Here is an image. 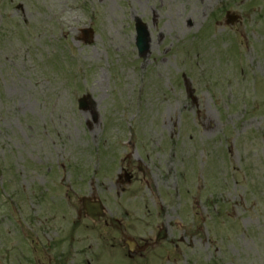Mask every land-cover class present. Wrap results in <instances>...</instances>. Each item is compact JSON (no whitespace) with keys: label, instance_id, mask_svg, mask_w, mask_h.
Instances as JSON below:
<instances>
[{"label":"rangeland","instance_id":"rangeland-1","mask_svg":"<svg viewBox=\"0 0 264 264\" xmlns=\"http://www.w3.org/2000/svg\"><path fill=\"white\" fill-rule=\"evenodd\" d=\"M227 11L241 19L228 24ZM136 17L151 30L146 58ZM84 94L97 121L78 107ZM132 154L154 171L130 186L126 204L153 212L146 227L163 210H192L176 219L191 245L174 262L148 264H264V0H0V264H34L42 246L31 235L67 234L88 183L106 195L128 163L116 155ZM104 162L112 176H87L104 174ZM58 178L83 191L63 204L52 193L38 199ZM83 250L79 259L92 257ZM109 261L106 250L94 264Z\"/></svg>","mask_w":264,"mask_h":264},{"label":"flooded vegetation","instance_id":"flooded-vegetation-1","mask_svg":"<svg viewBox=\"0 0 264 264\" xmlns=\"http://www.w3.org/2000/svg\"><path fill=\"white\" fill-rule=\"evenodd\" d=\"M143 161H138L137 165L134 163L128 164L127 167L122 168L117 175V182L113 187V197L115 199L123 198L127 193L126 185L137 182L140 180V174H142V179L147 177V168L148 166ZM90 197L92 200L99 199V196L96 195L94 191H91ZM118 207L107 208L105 213L101 216V219L94 221L89 218L86 214V211L80 209L78 211L80 218H85L92 225V228L95 231V236L103 244H110L114 248V254H126L129 258H142L151 252L155 251L157 245H160V242L157 241L158 233L154 234V231H151L148 235L140 236V239L144 242L143 244L139 243L135 237H132V216L131 212L122 207L121 202L118 203ZM166 229V237H170L174 233V221L171 219L169 214L164 215V220L162 221ZM160 225V226H163ZM75 237H72V241H66L65 248L62 252L65 255H70L72 251L76 254L75 257L69 260L68 263L60 262V264H75L77 260V255L83 254L82 248H78L80 241L74 240ZM60 243L59 245L61 246ZM57 245V244H56ZM121 249L126 250L125 252L120 251ZM72 253V254H73ZM67 258V257H66ZM96 257H93V260ZM99 259V257H97ZM88 264L91 262L88 260Z\"/></svg>","mask_w":264,"mask_h":264},{"label":"water","instance_id":"water-1","mask_svg":"<svg viewBox=\"0 0 264 264\" xmlns=\"http://www.w3.org/2000/svg\"><path fill=\"white\" fill-rule=\"evenodd\" d=\"M89 33H91V32H89ZM147 35H148V32H147L146 27L144 25L139 24L137 37H138V46H139L140 52L142 54H146V52L148 50L147 46H148L149 39H148ZM87 36H88V34H87ZM80 103L83 104L84 108L87 106V102H85L84 100H82Z\"/></svg>","mask_w":264,"mask_h":264}]
</instances>
